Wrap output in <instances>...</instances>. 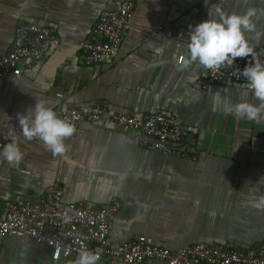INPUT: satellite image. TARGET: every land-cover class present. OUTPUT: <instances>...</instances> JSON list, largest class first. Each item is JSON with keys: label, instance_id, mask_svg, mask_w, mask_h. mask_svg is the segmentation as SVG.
Returning a JSON list of instances; mask_svg holds the SVG:
<instances>
[{"label": "crops", "instance_id": "1", "mask_svg": "<svg viewBox=\"0 0 264 264\" xmlns=\"http://www.w3.org/2000/svg\"><path fill=\"white\" fill-rule=\"evenodd\" d=\"M121 1L0 0V56L11 50L21 24L53 26L60 39L34 69L0 78V141L6 145L14 136L24 153L17 166L0 158V217L10 202L38 199L59 187L66 203L102 207L121 201L112 239L148 236L168 250L201 242L257 248L264 242V210L253 207L264 195V119L229 114L231 103H256L247 89L230 83L202 89L198 80L205 69L197 63L181 68L179 59L188 55L190 31L210 18L209 8L213 17L217 9L264 12V0H138L133 29L118 54L84 66L80 42ZM257 31L264 33V15ZM248 36L264 57V35ZM36 99L46 100L60 117L64 108L94 103L135 115L162 111L191 134L181 146L184 155L168 156L138 146L125 129L101 118L80 124L65 141V156L53 157L40 140H26L19 127L18 116ZM74 261L40 253L25 236L6 237L0 254V264Z\"/></svg>", "mask_w": 264, "mask_h": 264}, {"label": "built area", "instance_id": "2", "mask_svg": "<svg viewBox=\"0 0 264 264\" xmlns=\"http://www.w3.org/2000/svg\"><path fill=\"white\" fill-rule=\"evenodd\" d=\"M137 2L122 0L118 10L99 17L89 37L79 45L84 66L98 65L104 58L118 54L124 36L133 29L131 19ZM59 43L53 26L21 24L11 50L0 56V78L22 76L24 71L34 69ZM258 58L264 62V57ZM249 59L238 58L233 67L219 71L205 69L198 80L199 86L206 89L230 83L246 88L241 71ZM60 114L75 125L76 131L82 123L95 124L101 118H108L114 125L125 129L130 140L138 146L168 156L184 155L181 146L191 134L177 118L162 111L135 115L112 111L94 103L67 107ZM3 146L0 141V148ZM23 173L29 174L27 171ZM122 206L118 199L102 207L85 202L66 203L59 187L52 188L38 199L12 201L7 205L5 216L0 217V254L6 237L25 236L40 253L48 251L66 259H76L81 245H85L101 254L99 262L108 264H145L149 261L163 264H264V242L252 249H237L229 243L201 242L168 250L148 236L131 241L112 239L111 225Z\"/></svg>", "mask_w": 264, "mask_h": 264}, {"label": "clouds", "instance_id": "3", "mask_svg": "<svg viewBox=\"0 0 264 264\" xmlns=\"http://www.w3.org/2000/svg\"><path fill=\"white\" fill-rule=\"evenodd\" d=\"M208 4V0H205ZM264 12L250 7L243 14L225 13L216 10L213 17L209 8L210 18L196 25L189 34L188 55L181 58L180 67L186 68L197 63L210 71L231 68L238 58H250L241 71L246 81V89L256 103L241 100L231 103L229 114L259 122L264 119V62L258 58L256 47L250 42L249 33H255L259 40L264 33L257 31V21ZM19 127L26 140H40L53 157H62L68 151L66 140L76 132V127L70 121L61 118L46 100L36 99V103L26 114L18 116ZM0 158L10 165L17 166L24 159L15 137L0 150ZM253 207L264 210V195H261ZM101 254L81 245L74 264H98Z\"/></svg>", "mask_w": 264, "mask_h": 264}]
</instances>
